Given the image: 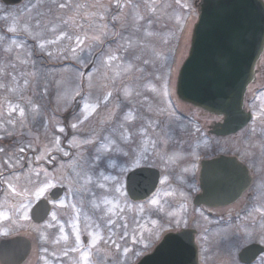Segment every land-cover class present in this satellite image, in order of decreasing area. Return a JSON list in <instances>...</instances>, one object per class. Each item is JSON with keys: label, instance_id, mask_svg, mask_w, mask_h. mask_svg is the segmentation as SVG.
<instances>
[{"label": "rangeland", "instance_id": "rangeland-1", "mask_svg": "<svg viewBox=\"0 0 264 264\" xmlns=\"http://www.w3.org/2000/svg\"><path fill=\"white\" fill-rule=\"evenodd\" d=\"M197 1L199 0H130V2L119 0L121 4L128 6L117 8V0H71L72 5L83 7L60 9L57 5L67 3V0H39V7L35 6L37 0H32L17 9L10 8L7 11L8 27L15 26L18 30L15 35L20 37L9 38L1 43L0 52L9 47L14 50L11 53L8 52L4 61L2 57L0 58V69L4 70L0 73V82L11 86V76H15L18 81V90L12 93L7 89H0V137L6 140V144L14 140L13 144L4 148L7 155L0 153V164L8 160L9 156H12L13 160L17 156H23V160L21 167L0 168L3 172V176H0V213L9 217L8 220L0 218V241L21 234L31 237L33 251L24 264H76L80 253L71 251V248L77 232L84 245L91 244L89 233L94 234L97 231L105 234L106 238L110 236L112 240L120 244L117 231L120 230L125 220L127 221L126 216H132V223L136 224L135 218L141 225L148 227H151L148 221L156 220L151 215L152 206L146 207L141 213L139 208L135 207L140 203H134L129 198L127 207L123 203L120 205L124 208V212L119 213L117 210V215L111 217L117 221L115 227L106 225L107 217L103 214L112 205L102 204L103 212L93 207L94 200L100 203V197L108 196L112 199L115 195L107 188L97 187L95 183L97 180L110 187L114 180L119 179L123 181L126 189V176L132 166L117 165L113 157L117 147L129 145L119 139L122 125L130 133H143L144 130L150 134L165 133L163 130L168 133H176L179 130L183 131L179 133H202L201 140L194 141L189 151L186 146L176 145L165 150L168 152L165 167L167 176L165 183L161 184L163 190L159 191L160 195L163 193L169 198V212L177 213L176 218L187 221L186 225H193V219L199 210L196 207L191 209L187 204L191 203L193 193L195 194L198 190L199 171L204 153H211L216 147H219L220 151L221 146H226L225 139H221L222 142L218 141L219 144L214 143L216 140L212 138L205 139L206 133H209L208 125L213 124L212 119L206 116L207 113L204 115L200 113L199 109L182 105L175 94L178 70L188 56L192 31L198 18V11L195 8ZM152 8H155V12L151 11ZM77 11L81 15H76ZM138 16H143L144 19H137ZM70 17L75 19L76 25L69 26L62 23V19ZM101 17L104 18L103 23L106 25L107 35L101 37V44H95L89 39L84 50L77 51L76 56L79 59L71 52L64 51L69 43L67 40H62L57 44L46 43L47 51L39 48L40 42L55 39L60 30H67L72 35L82 37L84 33H87L89 37L98 35L96 26L101 22ZM25 22L34 32L42 35L43 41L33 40L23 32ZM37 22H39V28H37ZM54 25L59 26L57 31H49ZM77 25H83V32ZM149 33L151 35H148ZM12 41L22 47L16 48ZM129 41L132 46L126 51ZM48 52L52 55L49 56ZM110 55L118 59L109 64ZM25 59L34 64H21L20 61ZM145 60L148 63H144ZM90 65L91 68L86 73ZM130 65L131 68H129ZM259 65H264V56L259 60ZM126 68L128 71H125ZM28 72L35 73V77L22 75ZM117 72L120 73L119 76ZM90 77L91 88H89ZM25 79L30 80L28 87L23 86ZM41 82L46 84V87L43 85V89L39 88ZM171 84L174 85L172 89ZM258 86V84L251 85L245 98L250 101L248 108L254 113L253 121L247 129L234 137V151H241L239 154L241 159L255 173L259 172L261 161L264 160V129L259 124L264 119L261 118V112L264 111V94L259 92ZM45 88L47 89L46 95H41ZM125 88L132 90L131 97L124 96ZM77 89L81 91V95L72 99ZM89 92L91 93L90 103L95 102L97 98H102L99 107L90 117V121H86L79 129H72L71 124L75 123L77 116L82 113V97H87ZM107 92L112 93L111 97H107ZM50 93H52V99L42 104L43 100L36 99L41 96L46 100ZM29 100L41 106L39 115L32 113ZM9 105L24 108L25 117H20L18 110L10 114ZM180 112H185L189 120L182 121L179 118ZM110 113L114 114V119L106 121ZM128 115L135 119L125 121V116ZM193 117L201 119L202 122L199 125L192 122ZM9 120L12 121L11 124L8 123ZM61 127L65 129L63 133L59 131ZM4 129L12 135H6ZM247 131L249 132L244 139V146L238 150L236 147L241 144L243 133ZM72 133L75 134L72 136ZM8 137H11V140ZM56 138L59 139L58 146H54L53 143ZM74 138L78 145L75 147L70 143ZM89 138L94 143L85 144L84 141ZM110 140L116 143L105 150L103 146ZM3 146L4 142L0 139V147ZM20 147L25 148L22 154L19 153ZM55 147L61 151L54 150ZM228 149L231 150V145ZM102 151L105 152L102 153ZM46 152H50L55 159L51 162L37 159ZM63 152H67L68 155H63ZM108 152L111 153L107 154ZM215 152L218 153V151ZM97 155L102 158L96 162L99 167L93 164ZM253 161L256 163L255 169L252 167ZM41 169H46L53 175L63 176V186L67 187V192L60 201L52 203L53 210L48 221L37 226L31 220L30 211L37 201L48 196L50 190L37 197L32 191L34 183L30 184L28 180L31 178L36 181V177L31 173L33 170L40 171ZM77 173L91 175L93 183L84 185V180L77 177ZM100 173L113 179L104 181ZM13 176L20 177L19 181H13L18 184V190L24 186L29 188L26 197L8 195L4 177L11 179ZM173 176L181 185L174 187L166 184ZM40 179L43 177L41 176ZM168 192L172 195H166ZM29 200L31 203L26 213L29 219H24L23 215L17 216L16 208L21 203L27 204ZM61 201L67 207L62 206ZM73 205L75 208L72 207ZM53 213L56 214L55 220H53ZM166 219H171V217H165ZM158 221L162 223L160 219ZM61 225L64 233L69 236L67 242L62 239ZM98 225L99 228H97ZM186 225L181 223L179 227H176L173 221L171 224H165V228L166 231H170ZM134 227L135 230L138 225ZM261 228L264 229L262 218L258 219L257 223L253 221L245 224V230L250 233L248 236L256 231L259 232ZM4 232H9V235L5 236ZM57 240L60 241L58 244ZM238 243L237 241L235 246ZM146 244L149 242L144 239L129 248L139 253L134 258L138 259L143 255ZM123 248L121 245V249ZM93 253L97 264H116L115 260L112 262L109 260L118 257V260L123 262L125 258L122 250H117L111 243L103 245L99 251L94 249Z\"/></svg>", "mask_w": 264, "mask_h": 264}, {"label": "water", "instance_id": "water-1", "mask_svg": "<svg viewBox=\"0 0 264 264\" xmlns=\"http://www.w3.org/2000/svg\"><path fill=\"white\" fill-rule=\"evenodd\" d=\"M19 2L21 0H5ZM189 55L179 70L177 95L188 104L223 116L213 133L226 136L236 133L252 119L245 111L248 86L255 81V67L264 51L263 0H201ZM247 167L236 158L220 156L204 161L201 172L202 192L195 204L225 206L236 200L250 184ZM159 172L139 169L128 176L127 189L133 200L149 197L157 188ZM236 185L235 190L231 188ZM65 188L52 190L59 199ZM59 194L57 196L56 194ZM224 194L225 198L218 195ZM51 212L46 199L32 209V219L43 222ZM32 242L24 236L0 243L1 264H23L31 253ZM264 248L253 244L242 250L241 260L251 262ZM138 264H198V247L192 230L171 232L153 252Z\"/></svg>", "mask_w": 264, "mask_h": 264}, {"label": "flooded vegetation", "instance_id": "flooded-vegetation-1", "mask_svg": "<svg viewBox=\"0 0 264 264\" xmlns=\"http://www.w3.org/2000/svg\"><path fill=\"white\" fill-rule=\"evenodd\" d=\"M32 0H23L20 3L17 4H11L9 2H6L5 0H0V17H7V11L11 9H17L26 3L28 4ZM9 25L8 19H2L0 18V36L5 37L4 40H8L9 38L17 39L20 36L9 33L7 29ZM2 42H0V47L2 48ZM1 50V49H0ZM8 56L7 51L0 52V58L2 57V60L4 61V58ZM264 56V54H263ZM256 84H258V89L260 93L264 94V65L257 66L256 70ZM42 84V85H41ZM39 84V88L43 89V87H46V84H43L41 82ZM44 85V86H43ZM52 99V93L48 97H46V100L43 99V97L39 96V100L48 101ZM41 101V104L43 103ZM179 101V100H178ZM182 105H186L182 102H180ZM188 106V105H186ZM250 106V101L246 99V108ZM190 107V106H189ZM192 108V107H190ZM195 109V108H193ZM200 113L205 114L203 111H199ZM206 116H209L211 121L213 123L216 122H222V117L217 115H211L206 114ZM179 118L182 121L188 120V115L183 112L179 113ZM188 118V119H187ZM191 119V118H190ZM193 117L191 120L192 122L196 124H200L202 121L201 119H195ZM179 120V122H181ZM199 120V121H198ZM262 129H264V119L259 122ZM211 125L207 127V130L209 132ZM248 127V126H247ZM201 129V128H200ZM247 129V128H244ZM179 130V129H178ZM165 133H147V135H143V133H131L134 139V143H131L128 146L125 147H119L121 151H114V160L117 161L118 164H125V166L131 167V170H135L138 168H151V169H157L160 173V182L159 185L154 193L159 192L160 190H163V187H161V181L165 180L167 170L165 167L167 166L166 160H168V152H165L167 148L170 146L176 145V146H186V149L188 151L191 149L194 141H200L201 140V134L202 133H179L183 132L182 130H179V132L176 133H168L166 130H163ZM243 131V130H242ZM249 131L243 133V137L240 140L241 144L238 145V150H241V148L244 146V139L247 136V133ZM104 134V133H102ZM239 133H235L229 136H217L215 134L206 133L205 139H211L216 140L214 143L219 144L218 141L222 142L221 139H225L226 146H221L220 151L219 147H216L214 150L218 151L216 153L215 151L211 153H204L205 156H203V160L205 159H212L214 157L220 156V155H227V156H236L238 159L242 162H244L241 157L240 153L241 151H234V140ZM245 134V135H244ZM155 140L157 141V146L153 148L151 144L149 143V140ZM231 139V140H229ZM228 141V142H227ZM231 145V150L228 149V147ZM14 143V140L11 142ZM199 147V145H197ZM227 147V148H226ZM141 148H147V152L144 154V158L140 161V166L135 167L134 165H131L129 163V158L124 155L125 152H128L130 155L133 152H139ZM105 151H102V153ZM111 152H108L107 154H110ZM215 153V154H214ZM245 163V162H244ZM246 164V163H245ZM249 167V171L251 172V175L253 177V181L251 183V186L241 193V195L230 205L222 206V207H208L205 205L197 206L193 203L195 196L197 193L201 191L200 185H199V179H198V190L193 193L192 201L191 203L187 204L189 208H197L199 210V213L196 214V216L193 219V225H186L185 227H181L180 229H193L195 230V240L199 247V256H200V264H249L246 262H242L240 260V252L247 246L252 244H260L264 247V242H261L264 240V229L261 228V230L256 231L251 236H248L250 233H248V230H245V224L246 223H252L253 221L257 223L258 219H261L260 214H258L255 210L257 208H261L262 205H264V196H261V187L260 185L264 183V176L261 175V173H254L253 170H251L250 166L246 164ZM201 168V165H200ZM120 178V177H119ZM122 178V177H121ZM127 181V177H126ZM169 185H173L174 187L181 185L180 182H177V180L174 178H169L167 183ZM50 193V192H49ZM48 193V195H49ZM153 193V194H154ZM153 194L147 198L143 199L141 201H133L134 203H146ZM161 203L164 206L165 212H169V206L170 201L167 196H164L163 193L160 195ZM155 210L153 207H151V215L156 220H159L164 223L165 221V215L164 213L154 214ZM128 217V218H127ZM128 227L124 228L121 227L119 231H117V234L119 238H117L120 242V244L123 247L132 248L133 244L131 240L125 237V239H120L121 233H127L128 235H131L134 231V226L136 224L132 223V216H126ZM48 220H46L44 223H46ZM119 222V220H118ZM44 223L41 222L43 225ZM41 224H35L37 226H41ZM168 231L165 230L161 231L159 233V239H154L151 242H149L148 239H146L147 242L150 243V246L145 248L143 255L151 252L155 246L161 241L164 235H166ZM248 237V238H246ZM248 240V241H246ZM239 242L237 246L235 244ZM245 241V243H244ZM142 255V256H143ZM141 258V257H140ZM115 260L116 264H136L139 259L134 258V256L131 254V252L123 259V262L118 260V257L116 259L111 258L109 261ZM250 264H264V251L261 252V254L255 258Z\"/></svg>", "mask_w": 264, "mask_h": 264}, {"label": "snow or ice", "instance_id": "snow-or-ice-1", "mask_svg": "<svg viewBox=\"0 0 264 264\" xmlns=\"http://www.w3.org/2000/svg\"><path fill=\"white\" fill-rule=\"evenodd\" d=\"M130 2V0H129ZM36 7H39V0H37V4L35 5ZM117 8L120 7H126L128 6L127 4H121L119 2V0H117ZM58 8L60 9H65V8H70V7H74L76 9H79L83 6L81 5H72L71 0H67V3H59L57 5ZM190 7V5H189ZM151 11L155 12V8H152ZM76 15H81V13L79 11L76 12ZM2 19L7 20L8 17H0ZM103 17L100 18V23L96 26L97 27V31L99 32L98 35H93L91 37L88 36L87 33L83 34V37L81 35H72L69 33V31L67 30H60L59 34L56 36L55 39H49L45 42H40L39 43V48L42 51H47L46 49V43L47 44H57L62 40H67L69 43L68 45L65 47L64 51L65 52H71L73 54V56H76L77 51H83L85 45L87 44L88 40L91 39L95 44H101L102 43V36H106L107 32L105 31L106 29V25L103 23ZM137 19H144L143 16H138ZM62 23L64 25H76L77 22L75 21L74 18H68V19H62ZM81 28V31L83 32V25H77ZM59 26L58 25H54L52 26L49 31L52 32H56L57 28ZM37 28H39V22H37ZM7 31L9 33H13V34H17L18 30L15 26H10ZM23 32L25 34H27L29 37H31L33 40H37V41H43V37L40 33L38 32H34L29 24L27 22L24 23L23 26ZM148 35H151V33H149ZM5 39V37L0 36V42H3ZM12 44L16 46V48H20L22 47L21 45L16 44L15 41H12ZM73 44L75 46H73ZM132 46L131 41H129L127 47H126V51L128 50V48H130ZM14 49L12 47H9L7 49H5V51L11 53ZM48 55L51 56L52 53L48 52ZM18 58V57H17ZM77 59H79L78 56H76ZM118 59V57L114 56V55H110L108 57V63L110 64L113 60ZM21 64H29V63H33L32 61H29L27 59L25 60H21L20 61ZM144 63H148L147 60L144 61ZM13 67H15V65H13ZM129 68H131V65L129 66ZM125 71H128V69L126 68ZM4 70L0 69V73H3ZM22 75H27L28 77H35V73L33 72H28L27 74L22 73ZM117 75L119 76L120 73L117 72ZM11 80H12V85L9 86L3 82H0V89H7L9 92L15 93L18 90V81L16 80L15 76H11ZM30 85V80L29 79H25L23 82V86L24 87H28ZM92 87L91 84V77L89 78V88ZM124 96L126 98H129L132 96V90L125 88L124 90ZM47 93V89L45 88L43 90V92L41 93V95H46ZM67 95V94H65ZM81 95V91L79 89H77L75 91V94L71 97L72 99H75L76 96H80ZM107 97H111L112 93L111 92H107L106 93ZM100 99L102 98H97V100L95 102L90 103L91 100V93L89 92L87 97H82V102H83V109H82V113L77 116L76 118V122L71 124V128L72 129H79L80 126H82L86 121H90V117L93 115V113L96 112L97 108L99 107V102ZM29 104L31 106V110L32 113L34 115H39L40 113V108L41 106L38 103H34L33 101L29 100ZM19 111V115L20 117H25V109L24 108H19V106L16 107H12L11 105H9V113L11 114L12 112H16ZM261 118H264V111L261 112ZM114 119V114L110 113L109 116L106 118L107 120H111ZM135 117L133 116H125V121L128 120H134ZM9 124L12 123L11 120L8 121ZM59 131L61 133H63L65 131L64 128H60ZM4 132L6 135H12L11 132H9L7 129H4ZM143 135H147V130L143 131ZM0 139H2V137H0ZM119 139L121 142H125L127 144H131L134 143V139L132 134L128 131L127 128H124V126L122 125V131L119 135ZM54 146H58L59 145V139L56 138L54 140ZM72 144V146H78L75 142V138L73 139V141L70 142ZM85 144H92L94 143V141L89 138L86 139L84 141ZM116 142L114 140H110L108 141L107 144H105L103 147L105 150H107L109 148L110 145H114ZM149 143L151 144V146L153 148H155L157 146V141L155 140H149ZM54 150H58L61 151V149H59L58 147H55ZM117 151H121L120 148H116ZM25 152V148L24 147H20L19 148V153H24ZM147 152V148H141L139 152H133L131 155L128 152H125L124 155L127 156L129 158V163L131 165H134L135 167H139L140 166V161L144 158V154ZM0 153H5V155H7V153L5 152V149L3 147H0ZM63 155L67 156L68 153L67 152H63ZM37 159H44V160H48L49 162H51V160H54L55 157H53L51 155L50 152H46L44 154H42L41 156L37 157ZM102 158L100 155H97L95 157V160L93 161V164L96 165V167H99V164H97V161H100ZM170 159H172L170 157ZM22 160H23V156H17L15 158V160H13L12 156L8 157V160H6L3 164H0V168H4V167H8V168H17V167H21L22 166ZM252 167L255 169L256 167V163L255 161H253L252 163ZM127 170V169H125ZM259 172L261 173L262 176H264V160L261 161V167L259 168ZM31 175H34L36 177V181H33L31 178H29L28 183L33 184L34 183V188L32 189V191L34 192V194L39 197L45 193H48L49 190L56 188L58 185L59 186H63V180L64 177L63 176H57V175H53L47 172L46 169H41L40 171H34L31 173ZM100 177H102V179L104 181L113 179L111 177L108 176H104L103 173L99 174ZM0 176H3V172L0 171ZM43 177V179H40V177ZM77 177H80L81 179L84 180V185H88V184H92L93 183V177L91 175H88L87 173H84L83 175H81V173H77ZM19 181L20 177L18 176H13L11 179L9 177H4V183L6 184V191L8 192L9 196H13V197H20V196H27L29 193V188L24 186V187H20L18 190V184L13 183V181ZM97 187L101 188V189H105L107 188L108 191L110 193H113L115 195H113L112 199H109L108 196H102L100 197V203H96L95 200L93 201V207L96 209H101V205H112V207L107 208L106 212H104V216L107 217L106 219V225H111L113 227H115L117 221L113 220L111 217L113 215H117V210L119 211V213H123L124 212V208L120 207L121 203H123L125 205V207L128 206V192L125 189V185L123 183V181L116 179L114 180L113 184L109 187L108 185H106L105 183H101L99 180H97L96 182ZM165 183L164 180L161 181V184ZM82 185V187L84 186ZM261 187V196H264V183H262L260 185ZM57 196H59V194H56ZM95 195V194H93ZM166 195L171 196L172 193L168 192L166 193ZM48 197L45 196V199H47ZM113 201H115V203H113ZM31 201L29 200V202L27 204L25 203H21L19 205V207L16 208L15 210V214L17 216L19 215H23L24 219H29V217L26 215L28 209H29V205H30ZM61 205L67 207L66 205L63 204V201H61ZM152 206L155 210L154 214H159V213H164V215L166 217H171V219H166L164 221V223H159L158 220H150L148 221V224L151 225V227L145 226V225H141L139 223V221H136L134 218V222L138 225L137 229H135L131 235H128L127 233H121L120 234V239H125V237L127 236V238L129 240H131L132 244L135 245L137 243L142 242L144 239H148L149 242H151L154 239H159V233L163 230H165V224H171L173 221L175 222V226L179 227V225L181 223H184L185 225L187 224V221H184L182 219H177V213L174 212H165L164 210V206L161 203V198H160V194L159 192L154 193L153 196L146 201V203H141L139 205H136L135 207H138L140 212L143 213L146 207ZM73 208H75V205L72 206ZM103 212V209H101ZM258 214H260L261 218L264 219V205L261 206V208H257L255 210ZM78 215V214H77ZM0 218L4 219V220H8L9 217L4 214V213H0ZM56 219V214L53 213V220ZM75 227V226H74ZM122 227L127 228L128 227V223L125 220L124 224L122 225ZM97 228H99V225L97 226ZM60 232L63 234L62 235V239L64 241H68L69 240V236L64 233V228L61 225L60 226ZM5 236L9 235V232H4L3 233ZM89 236H91V244L90 245H84L83 242L81 241V236L79 234V232H77L76 236H75V241L74 244L71 248V251L80 253L79 259L76 261V264H97V260L94 258V253L93 250H97L99 251V248L102 247L103 245L107 244V243H111L117 250H122L123 254L125 255V257H127L128 253L131 252V254L133 256L135 255H139L138 252L133 251L132 249H129L128 247H124L123 249H121V245L119 243H117L115 240H112V238L110 236H108L106 238L105 234H103L100 231H97L96 233H89ZM60 241L57 240L56 243L58 244ZM261 242H264V240H262ZM149 244L145 245V248L149 247ZM65 255H67V252H65Z\"/></svg>", "mask_w": 264, "mask_h": 264}, {"label": "bare ground", "instance_id": "bare-ground-1", "mask_svg": "<svg viewBox=\"0 0 264 264\" xmlns=\"http://www.w3.org/2000/svg\"><path fill=\"white\" fill-rule=\"evenodd\" d=\"M200 180H201V175H200ZM235 189H236V185H234V186L231 188L232 191L235 190ZM219 194H220V193H219ZM218 197H220V198H225L226 196L222 193V194L218 195ZM201 205H205V206L211 207V206L206 205V204H201ZM201 205H200V206H201Z\"/></svg>", "mask_w": 264, "mask_h": 264}]
</instances>
